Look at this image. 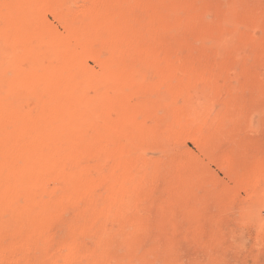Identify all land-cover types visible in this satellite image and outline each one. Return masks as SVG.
I'll return each instance as SVG.
<instances>
[{"label":"rangeland","instance_id":"obj_1","mask_svg":"<svg viewBox=\"0 0 264 264\" xmlns=\"http://www.w3.org/2000/svg\"><path fill=\"white\" fill-rule=\"evenodd\" d=\"M1 29L44 74L26 144L59 132L80 176L35 193L37 234L0 228V264H264V0H0Z\"/></svg>","mask_w":264,"mask_h":264},{"label":"bare ground","instance_id":"obj_2","mask_svg":"<svg viewBox=\"0 0 264 264\" xmlns=\"http://www.w3.org/2000/svg\"><path fill=\"white\" fill-rule=\"evenodd\" d=\"M35 1L38 2V0H35ZM39 1H42V0H39ZM50 1H53V0H50ZM58 1H60V0H56V2H58ZM18 11H21V10L18 9L16 12H18ZM4 34L7 36L6 32L3 31V29H1L0 30V36H3ZM3 39H5V38L3 37ZM7 39H9V38H7ZM3 41L1 39V43H3ZM9 41H11V40H9ZM6 42H7V40L5 39L4 43H6ZM3 46H6V45L4 44ZM8 46H9V52L7 54H5L4 57L0 60V114L1 113L5 114L6 118L8 119V121L6 123L7 125L3 126V132L0 131V133H1L0 134V218H1V221H0L1 227L0 228L4 229L7 225H9V223L12 225H14V224L18 225L19 223H21L23 225V223L28 222V219H29L32 224L37 223L36 228L38 229V231L36 230V228L33 227V229H35L33 231H36V234H37L38 232H40L39 228L42 227L41 225L43 223L41 224V222H44L42 220L46 219L45 222H47V218H48L47 215H49V214H46V217L45 216L41 217V215H43V214L45 215V213H50V212L45 211L44 209H48V207H50L49 204H53V205L56 204L55 206H57L59 204V203L58 204L56 203V201L58 200L56 198H58L59 194H61V193L58 192L59 194L57 195V192L55 190L56 186L59 184L62 185L64 187L63 188L64 191L66 193H69V194L73 191L74 188H75V191L76 190L78 191L77 184L75 183L77 186V189H76V186L73 184L79 178L80 174H79V171L77 170L76 167L71 168V169H67L66 165H63L60 162L59 157L66 153L67 148L60 147L63 144V142L59 141V138L57 137L59 132L56 134H53V138L55 140H58V141L53 143V145L50 148H48L45 152H43L42 150H34L33 148L29 147L26 144V140H27L28 135H29V131H27V128L29 127L30 122L32 120V115H31V113H28L29 111L28 112L23 111L21 103H23L24 99L33 95V93H37V94H39V96H41V92L43 90L42 87H43V81H44V77H43L44 74H43V71L38 68L36 61H33L29 66H27L28 68H24L21 66V62L23 61L24 58H35L34 57L35 51L32 47L23 46L21 48V50L17 51L15 43L13 41L10 42V44ZM71 96H73L72 99H76L80 102L87 100V97L85 95L83 96L82 94H76L75 92L73 94H71ZM68 100H69V98L64 99V101H68ZM60 102H62V101L60 100ZM56 103H57V105H56V109H57L58 105H59V100H57ZM9 127H10V129H9ZM9 131H17L18 133L17 134H15L13 132L9 133ZM81 179H80V181H81ZM79 184L80 183H78V185ZM86 184H89L87 187H89L91 185L89 182H86ZM79 186L82 187V185H79ZM59 187L60 186H58V188ZM85 187H86V185H85ZM60 189H61V187H60ZM60 189L58 191H60ZM80 190L82 191V188H80ZM54 191L56 192V195L58 197L57 196L55 197V195H53L52 196L53 198L49 199L51 197V195L54 193ZM87 191L90 192L91 188H90V190L88 189ZM38 192L44 193V195H40V197L45 196L46 192H50L51 195H49V198H48V200H50V201L47 203V200L45 201V199H47V198L43 199L44 201L41 199L39 200V199L35 198L36 197L35 193H38ZM81 194L84 195V194H88V193H85L83 190V193L80 192L78 195H81ZM71 196H72V193H71ZM86 196H88V197L91 196V198H90V202H91L92 195L88 194ZM86 196H85V198H86ZM19 197H21V198H19ZM60 197H61V195H60ZM64 197H65V195L63 196V198H61L62 201H63ZM81 197L83 200V201L82 200L81 201L86 203V200L88 199V197H87V199H85L82 195H81ZM81 197L76 196V198H79V199H81ZM71 198L73 201L71 200ZM75 199L73 197L69 196V197H67V201L64 203H67V202L69 203V201H71L72 203L80 202V200H77V199L75 202ZM61 200L59 199V201H61ZM64 203H62V204H64ZM87 203H88V201H87ZM87 203H86V207L89 210ZM93 203L95 206L97 205L95 202H93ZM47 205H48V207H47ZM45 206H46V208H44ZM78 206H80V205H78ZM84 207H85V204H84ZM90 207L92 208V206H90ZM50 208L52 209V207H50ZM80 208H81V206H80ZM101 209H100V211H102ZM6 210H9V214L11 213V215H9V217H8V219H9L8 224H7V219L3 218V220L6 219V224L3 225V223L5 221L2 220V217H4V216L6 217V215L8 214V211H6ZM41 211L42 212L45 211V213H42ZM83 211H80L83 214V215L81 214V216L87 215V218L89 219V221H93V218H94L92 215L93 213L92 214L89 213L91 215L90 216L89 214H87L88 212L84 213ZM91 211L92 210H90V212ZM38 212L40 214L39 217H38ZM102 212L104 213V211H102ZM4 213H6V214H4ZM35 214H37V216ZM75 214H77V213L75 212ZM30 216H33V217H30ZM35 216L39 221L33 222V221L37 220V219L33 220L35 218ZM79 216H80V214L76 218L77 220L80 218ZM98 216H101V213ZM40 217L43 219L40 220ZM98 218H101V217H98ZM87 220H86V223H87ZM98 220H100V219H98ZM94 221H95V219H94ZM30 222L28 223L29 227H30V225H29ZM38 222H39V226H41V227H38ZM79 222H75V223H79ZM95 223H96V221H95ZM21 224H19L18 226L22 227ZM43 225H45V224H43ZM95 225H93V226H95ZM98 225L100 226V223ZM98 225L95 227H99ZM28 226H26V227H28ZM20 227H18L17 230H19ZM8 228L6 227L5 229H8ZM86 228H85V230H87ZM3 229L1 231H3ZM22 229H23V227H22ZM28 229L30 230V228H28ZM31 229H32V227H31ZM71 229H72L71 231L74 232L72 235V237L74 238L75 237L74 234L78 233L79 230L75 227L76 231L78 230L75 233V229L74 228H71ZM94 229L95 228H93V229L91 228L90 230H94ZM99 229H100V227H99ZM29 230H27V231H29ZM81 230H82V228H81ZM83 230H84V228H83ZM11 231H12V229H11ZM33 231H31V232H33ZM95 231H97V230H94L93 232L95 233ZM70 233H72V232H70ZM34 236L36 237V235H34ZM95 236H97V235H95ZM73 238H72V240H74ZM97 238H98V236H97ZM72 240L70 239L71 242L70 241L69 242L65 241V242L67 244L70 243L69 246H71ZM75 240L73 242H75ZM97 243H98V239H97ZM62 248L67 249L68 247L66 245ZM71 248H72V246H71ZM68 250L71 251L70 247L68 248ZM69 251H65V254H66L65 257L66 256L68 257L69 254H71V252H69ZM63 255H64V253H63Z\"/></svg>","mask_w":264,"mask_h":264}]
</instances>
